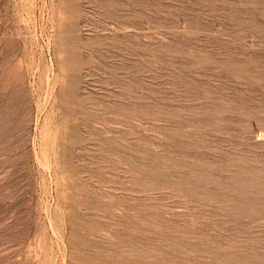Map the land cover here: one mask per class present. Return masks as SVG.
<instances>
[{
  "label": "rangeland",
  "instance_id": "rangeland-1",
  "mask_svg": "<svg viewBox=\"0 0 264 264\" xmlns=\"http://www.w3.org/2000/svg\"><path fill=\"white\" fill-rule=\"evenodd\" d=\"M0 264H264V0H0Z\"/></svg>",
  "mask_w": 264,
  "mask_h": 264
}]
</instances>
